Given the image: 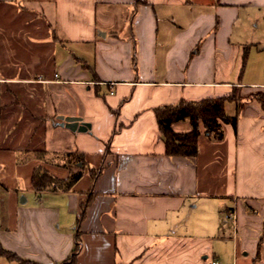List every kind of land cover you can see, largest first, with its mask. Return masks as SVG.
Segmentation results:
<instances>
[{"label":"crops","instance_id":"1","mask_svg":"<svg viewBox=\"0 0 264 264\" xmlns=\"http://www.w3.org/2000/svg\"><path fill=\"white\" fill-rule=\"evenodd\" d=\"M234 89L236 127L202 126L196 157L166 154L158 106ZM256 91L264 0H0V245L62 264L79 232L77 264H264ZM78 154L71 190L34 189L35 166L66 178Z\"/></svg>","mask_w":264,"mask_h":264},{"label":"trees","instance_id":"2","mask_svg":"<svg viewBox=\"0 0 264 264\" xmlns=\"http://www.w3.org/2000/svg\"><path fill=\"white\" fill-rule=\"evenodd\" d=\"M238 97L236 89H234L232 93L225 96L206 97L199 100L181 99L174 104L158 106L155 112L161 137L165 143L166 154L171 157H196L202 126L209 137L222 139L224 137L223 123H231L236 127L238 119L237 115H229L226 112V103L236 101ZM259 100L264 102V97H260ZM180 121H189L190 130H175L173 125ZM48 154L47 150H36L38 158L45 159ZM80 161H83L84 164L82 155L78 154L70 164V173L66 178L57 177L41 164L35 166L32 175L34 189L39 192L45 190H71L83 176V165H77ZM97 172H91L93 177L97 175ZM79 249L80 237L78 232L72 256L63 261L62 264H77ZM0 254L7 256L9 259L17 260L19 264H44L36 260L23 258L13 251L4 249L1 245Z\"/></svg>","mask_w":264,"mask_h":264},{"label":"water","instance_id":"3","mask_svg":"<svg viewBox=\"0 0 264 264\" xmlns=\"http://www.w3.org/2000/svg\"><path fill=\"white\" fill-rule=\"evenodd\" d=\"M60 119L63 120L62 124L66 125L67 127L73 129V130H82L87 131L91 128V124L89 122H85L81 119V117L77 116H59Z\"/></svg>","mask_w":264,"mask_h":264},{"label":"rangeland","instance_id":"4","mask_svg":"<svg viewBox=\"0 0 264 264\" xmlns=\"http://www.w3.org/2000/svg\"><path fill=\"white\" fill-rule=\"evenodd\" d=\"M236 93H237V95L240 97V95L242 96V92L240 91V90H238V89H236ZM246 94H248V93H246ZM249 95H251V93L249 94ZM252 95L253 96H255V98H262V97H264V91H256V92H253L252 93ZM224 252H225V250H224ZM225 256V255H224Z\"/></svg>","mask_w":264,"mask_h":264},{"label":"built area","instance_id":"5","mask_svg":"<svg viewBox=\"0 0 264 264\" xmlns=\"http://www.w3.org/2000/svg\"><path fill=\"white\" fill-rule=\"evenodd\" d=\"M55 77H56V78L58 77V74H57V73L55 74ZM111 92L113 93V91H111ZM228 215H229V217H230V216H231V213H229ZM217 263H218V262H217L216 260L212 262V264H217Z\"/></svg>","mask_w":264,"mask_h":264}]
</instances>
